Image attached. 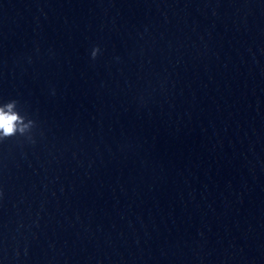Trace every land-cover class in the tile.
Instances as JSON below:
<instances>
[{"label":"clouds","instance_id":"clouds-1","mask_svg":"<svg viewBox=\"0 0 264 264\" xmlns=\"http://www.w3.org/2000/svg\"><path fill=\"white\" fill-rule=\"evenodd\" d=\"M99 53V46H95L91 51V58L95 60ZM35 127L36 122L33 119L29 118L27 114H21L17 100L0 103V141L22 136L34 143L32 130Z\"/></svg>","mask_w":264,"mask_h":264}]
</instances>
